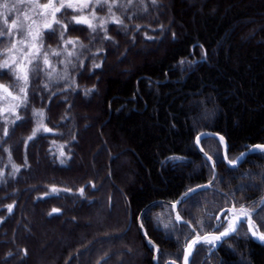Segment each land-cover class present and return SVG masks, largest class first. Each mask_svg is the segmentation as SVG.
I'll list each match as a JSON object with an SVG mask.
<instances>
[{
  "label": "trees",
  "instance_id": "obj_1",
  "mask_svg": "<svg viewBox=\"0 0 264 264\" xmlns=\"http://www.w3.org/2000/svg\"><path fill=\"white\" fill-rule=\"evenodd\" d=\"M111 3L123 24L106 26L110 40L60 12L65 39L84 45L67 58V78H58L66 53L50 52L62 48L54 24L42 34L41 56L49 51L55 78L30 69L21 119L0 116V264H181L196 233L223 230L222 211L261 205L264 151L230 168L220 142L205 138L217 178L179 207L184 224L171 206L213 178L196 147L200 133L223 136L231 162L264 146V0ZM95 11L108 15L106 6ZM4 55L0 45V64ZM0 83L19 84L5 68ZM33 110L43 112L42 126L29 139ZM251 217L264 234V206ZM211 249L201 244L192 264H264V246L246 226Z\"/></svg>",
  "mask_w": 264,
  "mask_h": 264
},
{
  "label": "snow or ice",
  "instance_id": "obj_2",
  "mask_svg": "<svg viewBox=\"0 0 264 264\" xmlns=\"http://www.w3.org/2000/svg\"><path fill=\"white\" fill-rule=\"evenodd\" d=\"M131 3V0H129V5ZM154 3V0H153ZM99 4V0H97V3L92 6L91 11L85 15V9L89 8V3L87 0H61V2L58 5H55L54 3H48L43 5L44 9H52L50 16V20H45L43 27L46 29H52L53 24H59L60 30H59V36L60 40L62 41V48L61 50H57L55 48L50 49L52 56H61L62 52L66 53V57L64 60H61L60 63L65 65L64 74L58 77L59 79H66L67 78V66L68 64H71L72 61L70 59H67L68 57H72L74 55H77L76 49L79 45L80 48H83L84 45L80 44L77 40H73L71 38L65 39V31L67 29L66 24H62L60 20L56 18V13L61 12L62 9H69L72 12L79 13L78 15H74L71 17V20L74 21L76 24H83L86 25L88 29L91 30V33H96L97 28H99L102 32L105 33L101 39H111V37L107 36V23H119L123 24V21L113 13L112 9L116 5L108 4L107 0H105V5H100L101 7L106 6L107 7V18L105 17H97L95 8ZM129 5H121L122 8H126ZM4 12L0 13V15H3L4 18V24L8 26L9 32L5 33L3 31H0V36L9 35L12 36V30L17 29V24L15 21H13L11 24H9L7 20V13L12 11V8L15 7L14 5H9L8 3H4L2 5ZM27 35L24 36V38L20 41L21 45H24L25 40H28L29 43L27 45L29 52L26 56L21 58L20 62H17V59L15 56H9L8 58L3 60V63L0 64V68L5 69H11L12 75L15 77L17 81H22V85H16V87L19 90V93L22 95H13L12 92L8 90L7 87L0 85V90H2L7 96H11L13 100L16 101L15 105H13L12 109V115L15 116V120L12 121V123H15L17 120L21 119V117L15 112V109L21 107L22 105H26L27 102V86L29 81V65H32L33 61L35 60H41L44 67H41L39 64H37L34 68H31V71H41L44 72L45 75L48 77L49 80H52L55 78V67L51 64L49 60V51H44L43 55L41 56V49L43 48V41H42V31L37 28L33 30L31 27H28L26 29ZM95 38V37H93ZM69 45H71V50H69ZM12 49L16 48V44L13 43L11 45ZM30 57V58H29ZM26 61V64L24 63ZM82 63V61H81ZM99 64L93 65V67H99ZM51 69V71H47V69ZM74 83V82H73ZM45 88H48V84H44ZM33 115L37 117V127L33 131V136L29 137V139H32L36 132L40 131L42 126V117L43 112L42 111H36L33 110ZM8 119L7 117L5 118ZM45 132H50L51 129H48L47 127H44L43 129ZM3 135L6 137L8 135V129L5 127L3 129ZM221 141H223V137L220 138ZM259 148H264V146H257ZM60 155L63 156V151L60 152ZM209 160H211V157H208ZM63 163V161H61ZM229 163H232L229 161ZM18 170V169H17ZM55 191V189H53ZM83 189H80L81 194L83 193ZM12 207L14 205H9L8 210L11 212ZM53 211H56L53 209ZM234 213V218L228 219L226 225L223 227V230L219 232V235L215 236H209V235H203L201 236L199 233H196L194 238L190 240V242L187 244L185 248V254L183 255V264H189V256L191 255L193 247L198 243H207V244H213L215 241L221 240L222 237H227L230 233L236 232L237 230V221L240 219V217H246L244 220V223L248 225L249 231L252 232L253 236L257 235V230L254 229V225L252 224L251 220V213L247 212L243 207L240 209L239 212L235 211V206H233L232 210ZM177 220H180L179 215L176 217ZM219 219V217H217ZM195 231V230H194ZM259 239L264 240V234H260Z\"/></svg>",
  "mask_w": 264,
  "mask_h": 264
},
{
  "label": "rangeland",
  "instance_id": "obj_3",
  "mask_svg": "<svg viewBox=\"0 0 264 264\" xmlns=\"http://www.w3.org/2000/svg\"><path fill=\"white\" fill-rule=\"evenodd\" d=\"M50 2L54 3L55 5H58L61 2V0H0V13L4 12V9L2 7L4 3H8L9 5L15 6L12 8V11L7 13V20L9 24H11L13 21H15L17 24V29L12 30V33H13L12 36H9V35L0 36V45L3 47V50L5 51V55H4L5 59L8 58L9 56H15L17 59V62H20L21 58L28 54L29 49L27 45L29 41L25 40L24 45H21L20 43V41L24 38V36L27 35L26 29L28 27H31L33 30L39 28L42 31V34L46 30H48L43 27V24L46 19L47 20L51 19L50 13L52 9L46 10L43 8V5L48 4ZM87 2L89 3V8L85 9V13H84L85 15H87L91 11L92 6L97 3V0H87ZM107 3L113 4L111 3V0H107ZM103 4H105V0H99V4L97 6L103 5ZM65 9H62L61 12H63ZM113 10H114V7L112 11ZM59 14L60 12L56 13L57 19H58ZM78 14L79 13H76V15ZM4 18L5 17L3 15H0V31L7 33L9 32V28L7 25L4 24ZM108 24H115V23L109 22L107 23V25ZM13 43L16 44L15 49L11 48V45ZM24 63L26 64V61ZM31 66L32 65L28 66L29 73H30ZM18 82H19V85L23 84L22 81H18ZM0 85L5 86L4 84H1V83ZM5 87H7L8 90L12 92L14 96L22 95L21 93H19L18 89L14 91V90L9 89L8 86H5ZM15 103L16 101L13 100L11 96H7L2 90H0V116L3 118L7 117L8 118L7 121H10V123H12V121L15 120V116L12 115V109ZM23 106L24 105L15 109V112L18 114V112L23 108ZM28 234L33 237L35 236L34 233H28Z\"/></svg>",
  "mask_w": 264,
  "mask_h": 264
},
{
  "label": "water",
  "instance_id": "obj_4",
  "mask_svg": "<svg viewBox=\"0 0 264 264\" xmlns=\"http://www.w3.org/2000/svg\"><path fill=\"white\" fill-rule=\"evenodd\" d=\"M223 137L219 134H215V133H211V132H202L200 133L197 138H196V147L199 151V153L204 157L205 160H207L211 167H212V170H213V178L212 180L207 183V184H204V185H200V186H197L195 188H192L190 189L189 191L185 192L183 195H181L179 197V199L173 203L171 206H172V211H173V215H174V218H175V221L178 223V224H184L185 221L181 219L180 217V214H179V207L185 203L190 197H192L193 195L199 193V192H202L204 190H207L209 188H211V186L214 184L216 178H217V174H218V171H217V165L216 163L211 159L209 160L208 159V155L204 152L202 146H201V141L205 138H213V139H216L220 142L221 144V147H222V150H223V161L224 163L230 167V168H237L239 167V165L247 158V156L255 153V152H258V151H264V148H259L257 146H263V145H256V146H253L251 147L249 150H247L246 152L242 153L237 159L235 162H232V163H229V159H228V150H229V145L227 143V141L225 140V138L223 137V141L220 140V138ZM264 206V197L262 199V202H261V205L258 207L257 210H259L260 208H262ZM233 208V207H232ZM229 209V210H225V211H222L220 213V216L223 215L225 212H229V213H232L233 212L231 211L232 210ZM257 210L255 211H251V215L255 214L257 212ZM177 215H179L180 217V220H177L176 217ZM246 219V217H240V219L237 221V229L241 226V224L244 222V220ZM251 220H252V217H251ZM139 229H140V232L142 234L143 237H147L145 232H144V229L141 225V223H139ZM237 231V230H236ZM249 231V229H248ZM236 232H233V233H230L227 237H222L221 240L219 241H215L214 242V246H213V249L212 251H215L219 248V246L225 241L227 240L228 238H230L231 236H233ZM249 234L251 236V238L256 241L257 243L261 244L264 246V240H261L259 239V235H256V236H253L252 235V232L249 231ZM209 236H215V235H219L218 233H216L215 231H213L212 233L210 234H207ZM201 244H204L203 242L201 243H198L196 244L193 249H192V252H191V255L189 256V264H192V260H193V257H194V254H195V251L196 249L201 245ZM186 248V247H185ZM184 254H185V249H184ZM155 256L157 257V253H155ZM155 262H157V259L155 258L154 259ZM167 264H173V263H167ZM181 264H183V260L181 262Z\"/></svg>",
  "mask_w": 264,
  "mask_h": 264
},
{
  "label": "flooded vegetation",
  "instance_id": "obj_5",
  "mask_svg": "<svg viewBox=\"0 0 264 264\" xmlns=\"http://www.w3.org/2000/svg\"><path fill=\"white\" fill-rule=\"evenodd\" d=\"M229 209H231V208H229ZM229 209H227V210H229ZM235 211H236V212H239L240 209H239V208H235ZM226 213L228 214V217H227L228 219H232V218H234V213L232 214V213H229V212H225V214H226ZM242 226H246L247 229H248V225H247L246 223L243 222V223L241 224L240 227H242ZM240 227H239V228H240ZM239 228L237 229V231L239 230ZM237 231H236V232H237ZM212 232H213V231H212ZM212 232H210V233H212ZM210 233H208V234H210ZM217 233H219V232H217ZM248 233H249V231H248ZM235 234H236V233H235ZM235 234H234V235H235ZM249 235H250V234H249ZM231 237H232V236H231ZM250 237H251V236H250ZM228 239H229V238H228ZM225 241H226V240H225ZM225 241H224V242H225ZM224 242H223V243H224ZM223 243H222V244H223ZM213 244H214V243H213ZM213 244H210V245L212 246V249H213V246H214ZM222 244H221V245H222ZM221 245H220V246H221ZM220 246H219V247H220ZM212 249H211V251H210L209 254H211V253L217 251V250L212 251Z\"/></svg>",
  "mask_w": 264,
  "mask_h": 264
},
{
  "label": "bare ground",
  "instance_id": "obj_6",
  "mask_svg": "<svg viewBox=\"0 0 264 264\" xmlns=\"http://www.w3.org/2000/svg\"><path fill=\"white\" fill-rule=\"evenodd\" d=\"M263 199V198H262ZM262 202V201H261Z\"/></svg>",
  "mask_w": 264,
  "mask_h": 264
}]
</instances>
